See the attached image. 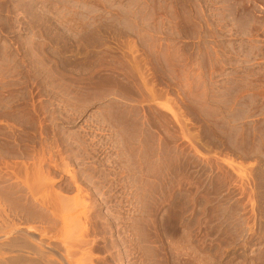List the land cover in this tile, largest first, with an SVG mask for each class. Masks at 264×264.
I'll return each instance as SVG.
<instances>
[{
    "label": "rangeland",
    "instance_id": "obj_1",
    "mask_svg": "<svg viewBox=\"0 0 264 264\" xmlns=\"http://www.w3.org/2000/svg\"><path fill=\"white\" fill-rule=\"evenodd\" d=\"M26 260L264 264V0H0V264Z\"/></svg>",
    "mask_w": 264,
    "mask_h": 264
},
{
    "label": "bare ground",
    "instance_id": "obj_2",
    "mask_svg": "<svg viewBox=\"0 0 264 264\" xmlns=\"http://www.w3.org/2000/svg\"><path fill=\"white\" fill-rule=\"evenodd\" d=\"M15 233H16V232H15ZM25 233H26V232H25ZM11 238H12V237H11ZM14 238H15V237H14ZM19 238H20V237H19ZM9 239H10V238H9ZM21 239H22V238H21ZM24 241H25V240H24ZM6 242H7V241H5V243H6ZM9 242H11L12 244L9 243L8 246H9V245H10V246L14 245V246H16V247H17V246H22V247H23V244H24V243H22L21 241H19V240L16 241V240H14V239L10 240ZM5 243H4V244H5ZM7 243H8V242H7ZM7 243H6V245H7ZM25 243H26V242H25ZM27 243H28V242H27ZM24 245H25V244H24ZM15 258L17 259V257H15ZM32 260H33V259H32ZM12 261H13V260H12ZM12 261H11V263H12ZM26 261H27V260H26ZM29 261H30V260H29ZM29 261H27V263H28V264H32V261H31V262H29ZM13 262H14V261H13ZM18 262H19V261H18ZM24 263H26V262H24ZM24 263H23V264H24ZM27 263H26V264H27ZM39 263H40V262H39ZM9 264H10V263H9ZM33 264H34V263H33ZM35 264H37V263H35ZM40 264H42V263H40Z\"/></svg>",
    "mask_w": 264,
    "mask_h": 264
}]
</instances>
